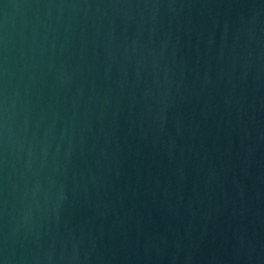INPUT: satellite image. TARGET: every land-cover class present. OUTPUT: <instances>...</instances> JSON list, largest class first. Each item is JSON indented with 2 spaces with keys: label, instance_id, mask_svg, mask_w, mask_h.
<instances>
[{
  "label": "water",
  "instance_id": "water-1",
  "mask_svg": "<svg viewBox=\"0 0 264 264\" xmlns=\"http://www.w3.org/2000/svg\"><path fill=\"white\" fill-rule=\"evenodd\" d=\"M0 264H264V0H0Z\"/></svg>",
  "mask_w": 264,
  "mask_h": 264
}]
</instances>
